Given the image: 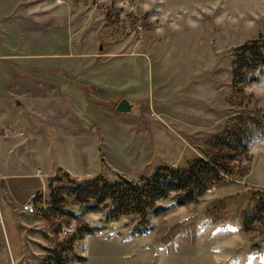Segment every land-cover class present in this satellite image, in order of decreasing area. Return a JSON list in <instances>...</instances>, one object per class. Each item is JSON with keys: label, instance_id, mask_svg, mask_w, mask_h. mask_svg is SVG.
Instances as JSON below:
<instances>
[{"label": "rangeland", "instance_id": "rangeland-1", "mask_svg": "<svg viewBox=\"0 0 264 264\" xmlns=\"http://www.w3.org/2000/svg\"><path fill=\"white\" fill-rule=\"evenodd\" d=\"M258 38L264 0H0V107L24 99L46 119L39 134L63 133L35 140L17 175L7 165L14 157L0 154V264H45L44 248L70 239L85 260L65 264H264V136L234 152L231 177L152 218L146 235H130L136 216L107 221L66 192L69 179L140 182L162 166L223 161L216 137L251 127L256 135L264 72L234 84L231 62ZM123 98L133 114L114 111ZM80 102L82 112H68ZM6 117L0 109V122L21 128L14 113ZM20 142L29 140L0 138V151ZM29 202L33 214L22 210ZM86 228L98 230L78 232Z\"/></svg>", "mask_w": 264, "mask_h": 264}, {"label": "trees", "instance_id": "trees-1", "mask_svg": "<svg viewBox=\"0 0 264 264\" xmlns=\"http://www.w3.org/2000/svg\"><path fill=\"white\" fill-rule=\"evenodd\" d=\"M231 64L234 84L257 82L259 75L264 72V40L258 38L236 47ZM251 125L255 128L256 135H253L252 127L247 131L244 128H234L214 139L216 147L226 150L220 157L223 161L209 155L205 159L196 158L183 168L162 166L140 182L124 177H119L115 182H107L101 177L77 183L69 179L70 186L66 192L83 212L104 210L107 221H116L126 215L136 216L138 221L130 235H146L151 231L152 218L196 202L215 185L233 175L229 162L235 160L234 152H247L252 137L264 136V125L257 121H252ZM171 196V204H161ZM259 201V208L264 211V199ZM243 218L245 224L249 217ZM97 230L86 228L78 232L90 235ZM44 251L47 252V262H43L45 264H65L67 258L81 262L85 260L74 252L73 239L61 241L52 248H44Z\"/></svg>", "mask_w": 264, "mask_h": 264}, {"label": "crops", "instance_id": "crops-1", "mask_svg": "<svg viewBox=\"0 0 264 264\" xmlns=\"http://www.w3.org/2000/svg\"><path fill=\"white\" fill-rule=\"evenodd\" d=\"M69 90H70V92H69L70 94L75 93L73 89H72L73 91H71V89H69ZM62 91H63V89H62ZM75 95L79 96L77 93H75L74 96ZM27 103H28V101H25L24 99L22 100V99L17 98V99H13V103H12L13 106H11V104H7L6 106L2 105L0 107V109L2 110V117L8 116L10 114V112L14 113V115L17 117L15 119V122H16L15 125L21 126V128H16V127L12 126L8 122V120L5 122H0V125L4 124V125L8 126L10 128L11 133H14V132H22L23 133L22 130L24 129L25 132H27L26 137L25 138L23 136H21V137H22V139H25V141H26V139L29 140V142L27 144H24L23 142L16 143L17 146L19 147L18 149H15V148L13 149L12 146L7 147L5 145L4 150L0 151V154L4 155L5 157H8V156L14 157V160L11 163L7 164L8 166H10L9 170L11 172L12 171L15 172L14 175H17L16 173H18L19 169L22 168L23 157L30 158V156H32L31 151H30L32 149H29V148L34 149L35 144H33V142L35 140L45 139V141H46V139H61V138H63V133L60 129H59L60 131L57 132L53 127H50V126H47L48 132L50 133L48 136L45 137L43 134H39L38 130H40L41 126H43L42 123H40V120L46 121V119L38 117V115H35L31 111L32 110L31 106H29ZM60 103L66 105L67 103H69V101L64 100V102L60 101ZM35 104H38V103L35 102ZM68 108H69L68 112L71 111V112L75 113V112H80L84 108V106L80 102L79 104L71 105ZM56 119L60 120V118H57V117H51V118H48L47 120H48L49 124L56 125L57 123L58 124L60 123L59 121L56 122ZM56 136H57V138H56ZM11 137H18V136H11ZM7 143L8 142H5L4 144H7ZM80 148H81V146H80ZM35 150H36V147H35ZM47 150H48V145H46V146L44 145V149L40 150L41 152H43V158L49 153V152H47ZM36 154L38 155V153H36ZM12 164H14L15 166ZM5 169H6V164L3 161H1L0 162V173H1L0 178H6L5 177V175H6L5 171L7 169L6 170ZM27 175H29V174H27ZM31 177H33V176H31Z\"/></svg>", "mask_w": 264, "mask_h": 264}, {"label": "built area", "instance_id": "built-area-1", "mask_svg": "<svg viewBox=\"0 0 264 264\" xmlns=\"http://www.w3.org/2000/svg\"><path fill=\"white\" fill-rule=\"evenodd\" d=\"M23 135L22 132H14L11 133L10 132V128L4 124L0 125V138H9L11 136H18L21 137ZM32 198L34 199V195L31 196V200ZM22 210L23 212L29 213V214H33L35 212V206L32 203H25L22 206Z\"/></svg>", "mask_w": 264, "mask_h": 264}, {"label": "water", "instance_id": "water-1", "mask_svg": "<svg viewBox=\"0 0 264 264\" xmlns=\"http://www.w3.org/2000/svg\"><path fill=\"white\" fill-rule=\"evenodd\" d=\"M135 104L127 100L126 98L121 99L114 111L118 114H133L134 113Z\"/></svg>", "mask_w": 264, "mask_h": 264}]
</instances>
